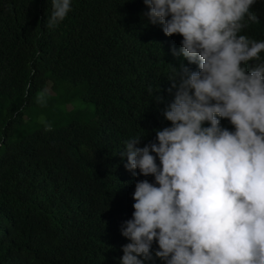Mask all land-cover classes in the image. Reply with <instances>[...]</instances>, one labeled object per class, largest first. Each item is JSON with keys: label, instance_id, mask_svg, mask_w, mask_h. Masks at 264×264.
<instances>
[{"label": "trees", "instance_id": "obj_1", "mask_svg": "<svg viewBox=\"0 0 264 264\" xmlns=\"http://www.w3.org/2000/svg\"><path fill=\"white\" fill-rule=\"evenodd\" d=\"M52 11L0 0V264H121L135 185L154 183L126 170L125 142H156L171 66L198 69L173 56L182 37L150 24L144 0H71L48 27ZM250 11L259 22L240 34L264 41V0ZM157 250L144 264H165Z\"/></svg>", "mask_w": 264, "mask_h": 264}, {"label": "clouds", "instance_id": "obj_2", "mask_svg": "<svg viewBox=\"0 0 264 264\" xmlns=\"http://www.w3.org/2000/svg\"><path fill=\"white\" fill-rule=\"evenodd\" d=\"M254 3L144 0L150 24L182 37L173 56L198 70L170 65L175 95L163 112L170 127L144 147H137L142 136L125 142L126 170L154 183L135 185L121 264L151 260L153 241L165 264H264V63L247 67L264 41L240 34L259 22ZM52 7L48 27L64 20L71 0Z\"/></svg>", "mask_w": 264, "mask_h": 264}]
</instances>
